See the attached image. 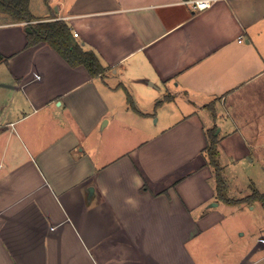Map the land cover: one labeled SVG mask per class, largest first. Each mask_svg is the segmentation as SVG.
<instances>
[{
	"label": "crops",
	"instance_id": "crops-1",
	"mask_svg": "<svg viewBox=\"0 0 264 264\" xmlns=\"http://www.w3.org/2000/svg\"><path fill=\"white\" fill-rule=\"evenodd\" d=\"M182 1L30 0L96 77L0 24V264H209L212 133L220 163L264 171V0Z\"/></svg>",
	"mask_w": 264,
	"mask_h": 264
},
{
	"label": "rangeland",
	"instance_id": "rangeland-1",
	"mask_svg": "<svg viewBox=\"0 0 264 264\" xmlns=\"http://www.w3.org/2000/svg\"><path fill=\"white\" fill-rule=\"evenodd\" d=\"M45 1L47 0H32L33 11L38 13L39 7L44 6ZM10 21L9 16L0 14V24ZM12 30L13 28H4V32L9 34H13ZM220 165L223 166V176L230 185L228 197L241 199L240 197L247 193H252L256 187L250 184L251 179L257 181L259 190L264 192V171L260 166L256 164L246 167L236 166L230 160L226 162L222 160ZM217 203H220L217 210L222 213V217L217 218L219 221L216 225L217 230L207 236L210 241H206L205 254L209 256V264H236L240 262L248 247L255 246L260 239L259 234H264V205L260 200L237 204L239 206H232L223 201L213 202V205ZM253 255L249 259L264 255L263 247H259L257 253ZM258 264H264V258L259 260Z\"/></svg>",
	"mask_w": 264,
	"mask_h": 264
},
{
	"label": "trees",
	"instance_id": "trees-1",
	"mask_svg": "<svg viewBox=\"0 0 264 264\" xmlns=\"http://www.w3.org/2000/svg\"><path fill=\"white\" fill-rule=\"evenodd\" d=\"M30 0H0V13L10 16L15 22H32L36 18L29 8ZM32 31L27 33V47L45 42L56 50L72 67H84L91 76L96 77L105 73L97 55L90 50H85L78 42L74 41L72 28L64 20H49L29 23ZM128 100L134 108L133 99L127 91ZM209 164L213 167L216 179L217 198L229 205L251 203L260 200L264 205V194L256 189L241 199L228 197V185L223 176V169L219 163L218 139L212 133L206 147Z\"/></svg>",
	"mask_w": 264,
	"mask_h": 264
},
{
	"label": "built area",
	"instance_id": "built-area-1",
	"mask_svg": "<svg viewBox=\"0 0 264 264\" xmlns=\"http://www.w3.org/2000/svg\"><path fill=\"white\" fill-rule=\"evenodd\" d=\"M217 0H183L182 2L188 5L194 12H200L208 9ZM74 36L77 37L78 33L74 32Z\"/></svg>",
	"mask_w": 264,
	"mask_h": 264
},
{
	"label": "water",
	"instance_id": "water-1",
	"mask_svg": "<svg viewBox=\"0 0 264 264\" xmlns=\"http://www.w3.org/2000/svg\"><path fill=\"white\" fill-rule=\"evenodd\" d=\"M26 30H27V32H31V31H32L31 26H28ZM91 189H92V188H91Z\"/></svg>",
	"mask_w": 264,
	"mask_h": 264
}]
</instances>
